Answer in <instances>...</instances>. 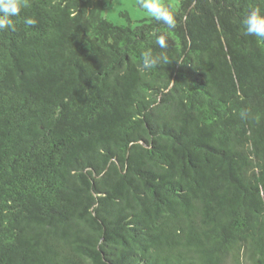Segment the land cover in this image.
Returning <instances> with one entry per match:
<instances>
[{"label": "trees", "instance_id": "trees-1", "mask_svg": "<svg viewBox=\"0 0 264 264\" xmlns=\"http://www.w3.org/2000/svg\"><path fill=\"white\" fill-rule=\"evenodd\" d=\"M107 1L0 31V264H264V0H182L174 30Z\"/></svg>", "mask_w": 264, "mask_h": 264}, {"label": "clouds", "instance_id": "clouds-1", "mask_svg": "<svg viewBox=\"0 0 264 264\" xmlns=\"http://www.w3.org/2000/svg\"><path fill=\"white\" fill-rule=\"evenodd\" d=\"M31 6V0H0V31L11 30L16 31V24L13 17H19L22 10H26ZM138 6L142 10V14L151 18L153 21L163 24L169 30L177 27L176 4H169L166 0H138ZM26 26H34L37 21L28 17L24 20ZM243 32L246 36L255 37L258 41H264V12L259 7L251 8L243 17ZM155 44L160 49H167L169 41L165 34H156ZM142 67L145 70L155 69L161 64L167 65L170 62L167 55H153L151 51L141 53ZM241 118L245 116L242 112Z\"/></svg>", "mask_w": 264, "mask_h": 264}, {"label": "rangeland", "instance_id": "rangeland-1", "mask_svg": "<svg viewBox=\"0 0 264 264\" xmlns=\"http://www.w3.org/2000/svg\"><path fill=\"white\" fill-rule=\"evenodd\" d=\"M182 0H166L169 4H176L175 10L180 8ZM104 16L112 23L120 26L134 27L141 20L150 19L142 14L138 0H108L103 12Z\"/></svg>", "mask_w": 264, "mask_h": 264}]
</instances>
